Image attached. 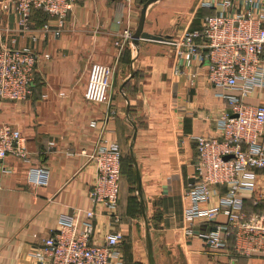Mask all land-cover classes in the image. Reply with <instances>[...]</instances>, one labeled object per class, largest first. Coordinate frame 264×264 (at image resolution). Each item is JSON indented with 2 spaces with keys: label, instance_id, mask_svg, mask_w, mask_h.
<instances>
[{
  "label": "crops",
  "instance_id": "obj_1",
  "mask_svg": "<svg viewBox=\"0 0 264 264\" xmlns=\"http://www.w3.org/2000/svg\"><path fill=\"white\" fill-rule=\"evenodd\" d=\"M145 1L78 0L59 33L58 21L42 10H34L23 27L13 7H0L2 42L50 55L41 59L28 99H0V123L19 129L28 148V161L9 156L0 164V264H37L32 251L57 228L61 215L91 206L97 168L90 155L111 141L123 155L133 145L142 180L138 200L145 204L156 264H264L260 255L232 261L184 233V192L195 176V137L216 136V117L228 104L216 95L199 60L187 65L169 42L141 40L136 46L124 39V31L136 30ZM202 1L162 0L149 11L144 29L181 38L215 13ZM92 62L114 69L110 106L84 98ZM247 101L264 104V91ZM32 166L47 170L45 185L29 182ZM134 170L132 175L123 157L119 220L98 208L95 223L102 234H124L125 264H151L142 209L140 221L131 200L135 165ZM263 192L264 168L257 171V190L242 194L244 210L260 212L263 204L255 198Z\"/></svg>",
  "mask_w": 264,
  "mask_h": 264
},
{
  "label": "built area",
  "instance_id": "obj_2",
  "mask_svg": "<svg viewBox=\"0 0 264 264\" xmlns=\"http://www.w3.org/2000/svg\"><path fill=\"white\" fill-rule=\"evenodd\" d=\"M77 1L0 0V7H13L23 27L34 10H42L58 21L59 33ZM201 4L215 13L205 16L201 28L188 30L170 43L187 65L197 59L207 66L216 95L225 98L228 107L216 117V136L195 137V176L184 192L183 229L187 237L201 238L210 251L226 254L232 261L264 256V192L255 198L256 204H263L260 212L244 210L242 197L243 192L257 190V171L264 168V104L247 101L252 93L264 91V0H203ZM124 39H133V32L124 31ZM49 56L8 45L0 36V99H28L38 65ZM113 72L108 64L91 63L84 91L87 102L111 105ZM109 114L116 112L110 108ZM9 156L28 161L26 137L12 125L0 123V164ZM123 157L114 141L94 150L90 159L97 175L89 190L91 206L61 215L57 228L32 251L37 264H125L124 234H102L95 223L98 208L105 217L119 220ZM47 179L45 168H30L31 184L45 185Z\"/></svg>",
  "mask_w": 264,
  "mask_h": 264
},
{
  "label": "water",
  "instance_id": "obj_3",
  "mask_svg": "<svg viewBox=\"0 0 264 264\" xmlns=\"http://www.w3.org/2000/svg\"><path fill=\"white\" fill-rule=\"evenodd\" d=\"M162 0H147L145 3H143L141 10H140V17H139V23L136 28V30L133 33V43L136 46H139L141 43V40H151V41H158V42H172L174 40V36L172 35H163V34H153L148 31H146L145 24L148 21L147 16L151 8L160 2ZM137 133V127L135 126V133L133 136V140H135ZM131 157L132 161L135 165L136 169V188L138 194L141 196L142 195V180H141V175L140 171L138 168V163L136 161L134 151H133V145L131 146ZM226 159L230 158V156L225 157ZM141 207H142V214L145 220L146 224V241H147V248H148V253H149V258H150V263L151 264H156L155 263V258L153 255V248H152V238L150 234V225H149V220L146 215V209H145V204L144 202L141 201Z\"/></svg>",
  "mask_w": 264,
  "mask_h": 264
},
{
  "label": "rangeland",
  "instance_id": "obj_4",
  "mask_svg": "<svg viewBox=\"0 0 264 264\" xmlns=\"http://www.w3.org/2000/svg\"><path fill=\"white\" fill-rule=\"evenodd\" d=\"M165 35V34H163ZM124 157H125V160H126V163H128L130 166H131V173L132 175L135 174V170H134V165H133V162H132V157H131V153H130V150L128 147L125 148L124 150ZM130 182H131V193H132V198L131 200L133 201L132 203L134 204V208L136 209V213H137V217L138 219H140V221H142V217H141V202L139 197H138V192H137V188H136V183H135V177H130ZM143 202V200H141ZM155 219V218H154ZM155 232V231H154ZM172 264V263H171Z\"/></svg>",
  "mask_w": 264,
  "mask_h": 264
},
{
  "label": "trees",
  "instance_id": "obj_5",
  "mask_svg": "<svg viewBox=\"0 0 264 264\" xmlns=\"http://www.w3.org/2000/svg\"><path fill=\"white\" fill-rule=\"evenodd\" d=\"M146 1H147V0H146ZM146 1H145V2H146ZM145 2H144V3H145ZM192 30H194V29H192ZM122 165H123V160H122Z\"/></svg>",
  "mask_w": 264,
  "mask_h": 264
}]
</instances>
